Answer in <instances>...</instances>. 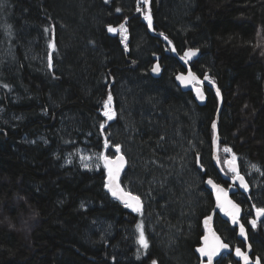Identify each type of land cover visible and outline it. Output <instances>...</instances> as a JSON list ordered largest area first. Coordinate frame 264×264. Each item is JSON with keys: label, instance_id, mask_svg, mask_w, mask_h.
I'll return each mask as SVG.
<instances>
[{"label": "trees", "instance_id": "obj_1", "mask_svg": "<svg viewBox=\"0 0 264 264\" xmlns=\"http://www.w3.org/2000/svg\"><path fill=\"white\" fill-rule=\"evenodd\" d=\"M151 8L156 30L181 54L198 49L193 69L222 89L220 157L235 155L248 180L250 190L234 198L264 264V218L250 224L264 208V0H152ZM145 11L140 0H0V264H200L195 246L215 207L204 182L213 177L230 185L213 162L218 97L206 88L208 101L200 105L177 85L175 76L185 69L149 33ZM121 23L126 32L107 30ZM157 61L159 77L151 73ZM117 92L135 106L143 134L133 139L144 161L182 159L176 144L189 149L190 140L204 149L195 164L187 156L204 189L194 223L192 207L179 201L180 180L170 188L146 181L153 203L134 212L106 190L104 163L98 170L80 162V150L113 155L112 139L121 140L103 115L108 94ZM142 165L134 177L148 174ZM147 211L167 238L149 234ZM138 225L145 228L147 249L138 243ZM215 226L232 248L244 246L237 228L219 214ZM236 262L233 254L219 260Z\"/></svg>", "mask_w": 264, "mask_h": 264}, {"label": "rangeland", "instance_id": "obj_2", "mask_svg": "<svg viewBox=\"0 0 264 264\" xmlns=\"http://www.w3.org/2000/svg\"><path fill=\"white\" fill-rule=\"evenodd\" d=\"M144 8L146 9L145 5H144ZM124 89H126V88H124ZM125 92H129V91L124 90V93ZM131 94L133 95V93H131ZM112 97H113L112 109L115 112V115H114L113 119H111V120L107 119L106 124H107L108 128L110 127L112 129L114 135L119 134L122 139L112 141V147L114 148L112 150L113 155L108 154V152L105 153L107 155H104V152L99 154L97 152L90 151V149L80 150V153H79L80 162L88 168H92V169L95 168V169L99 170L102 167V164L104 163L103 159H101L102 156L114 157L117 155V152L115 151V145H117L118 141H119L118 145H120V147H121V150L119 153H124L130 162V165H129L130 170L128 169L129 172L127 171L126 174L124 175L125 177H123V179H122L123 184L126 186L130 185L129 189L131 190V192L139 195L146 204V202H148V203L152 202V196L150 197L149 194H145L146 192L144 191L145 187H146V181H148V183L153 184V185L160 184L164 188H166V187L170 188L171 181H176V179L180 180L181 183L179 185H181V186L183 185L184 187L182 186L183 187V190H182L183 194L181 195L179 201L181 202V205L183 208H186V207L191 208L192 207V210L190 211L192 213L191 221L194 223L195 220H193V217L196 216V210H194V209H196L195 207L197 206V202L199 201V198H201L203 196L204 189L200 186V183H201L200 176L199 177L195 176L194 169L191 167V163L188 162L187 156H189L188 157L189 160L191 158V160L193 161L192 164H195V163H197L198 157H199V155L202 154L204 149L202 151L201 147H199V144L197 142H195V140H190V142H192V144L194 146H192L189 142V146H190L189 149L186 146H183V144H181V146L179 144H176V146H179V148L176 147L175 149H176L177 153H179L180 155H183V157H181L182 159H179L178 157L173 156V157H169V158L166 157L165 160L163 159L164 160L163 161V160H159L158 157L155 156V157H153V159H150V158L145 159V161H146L145 162L139 153V147L137 146V142H135V139H133L134 135L139 134V133L143 134L142 131L138 132V130H137V125H138L139 121H137L133 116L135 106H132L130 104V102H128L129 101L128 99L124 100L122 98V96L119 94V92L115 93V95H113ZM162 113H164V112L162 111ZM146 115H147V113L143 112L142 116L146 117ZM149 121L150 120L148 119L147 122H149ZM116 128L117 129L119 128V129L116 131ZM111 129H109V130H111ZM180 135H178V136H180ZM181 136L183 138L182 141L184 142V136L183 135H181ZM117 139H119V138H117ZM165 142H167V144L172 143L171 139L168 136L165 137ZM166 150L169 152V150L167 148H166ZM225 161L226 160L222 161L224 169H225V165H224ZM141 163H145L146 166L142 165ZM141 165L144 167V169H143V170H145V171H143L144 174L145 173H148V174H146L145 177L141 176V174H140V179H139V178H137V176L134 177V175H136L141 170ZM132 167H133V169H132ZM153 172H155V174H153ZM147 175L149 177H147ZM185 176L188 178H183ZM232 176H234V175H232ZM143 195H145V196H143ZM175 196H176V194H175ZM147 197H149L148 199H150V200H148ZM185 198H188L190 200L187 201V200H185ZM157 217H158L157 222H161L162 217L160 215ZM146 218L150 223L149 226L150 225L152 226V227L150 226V228H149V234L151 236H154L157 234V238H158L157 240L158 241H160L161 238H167L169 236V234L168 235L162 234L160 232L161 231L160 228L156 229L157 227H155L156 226L155 224H157V223L154 221L153 216H151L149 218L148 212L146 213ZM151 218H153V219H151ZM202 225L203 224H201V226ZM203 227H204V225L202 226L201 231L205 230V227L204 228ZM168 229L172 230V227L171 228L168 227ZM144 230H145V228L143 227V231ZM202 234L203 233H201V235ZM144 235H145L146 240L148 241L147 234L145 233V231H144ZM175 242H176V239H175ZM162 244H163V242H162ZM170 246L171 245L169 244V239H168L167 247H170Z\"/></svg>", "mask_w": 264, "mask_h": 264}, {"label": "snow or ice", "instance_id": "obj_3", "mask_svg": "<svg viewBox=\"0 0 264 264\" xmlns=\"http://www.w3.org/2000/svg\"><path fill=\"white\" fill-rule=\"evenodd\" d=\"M140 3L143 5H148L149 0H140ZM138 12L141 11L142 9L140 7H137L136 9ZM117 12L120 11V9L116 10ZM144 19L148 22V27H152V16L150 10L145 11L144 14ZM107 30L111 33H115L118 30L126 32L127 29L125 28V25L121 23L119 25V29L114 28L112 26H108ZM46 31H48L46 29ZM167 39V37H165ZM169 43H171L169 41ZM50 47L55 49V44L50 43ZM174 50V49H173ZM195 55L194 51H188L185 52L184 56L181 57V59H185L186 57H191ZM48 67H52V62H51V56L49 57V63ZM153 72H158L159 71V65L155 66L152 69ZM177 80L181 81V83H190L193 85H196L199 83L197 77L189 72L187 76L184 75H179L176 77ZM205 80L209 79L207 76L204 77ZM196 95L200 98L203 99V93L199 87H195ZM217 95H219V90H217ZM112 101L113 97L111 93L108 94L107 100L104 102V112L103 115L108 118V120L113 119L115 112L112 109ZM103 127V125H101ZM213 129L216 128L215 122L212 124ZM105 146L107 147V141H105ZM121 150L120 145H115V151L119 153ZM225 152H230L231 149L225 148ZM101 159L104 161V167L107 169V174H108V180L105 183V187L108 189V191L111 193L112 197L121 200L124 203V206L126 208H130L134 212H141V200L138 196L132 195L130 192H126L123 188H121L120 183H119V177H120V172L122 168L124 167L125 160L123 155L118 156L116 159H110L108 156H102ZM236 157L233 155V157L227 161L230 170L236 175L238 179H240L241 184L243 187L247 188V184L244 183L243 177L239 175V172L237 171L236 168ZM253 168H255V165H252ZM208 184L212 186V188L216 192V201H217V208H219L221 211L224 212L225 215L230 216L232 218L233 223L238 222V217L240 215V206L236 203H234L232 200L228 198L227 192L220 187V185L214 183L211 179L207 181ZM257 216H264V208H257L256 209ZM212 218L206 217L204 224L205 228L207 229L208 227V222ZM252 224L253 228L256 227V220L250 221ZM138 230H139V239L138 243L142 246V248L147 249L148 248V241L145 238L144 231H143V226L138 225ZM240 235L244 236L245 235V228L243 225H240ZM204 244L203 246L199 247L197 251L200 253L201 257H207V264H212L213 257L217 256L221 249H227L229 247L228 244L224 243L219 236H216L214 232H211L209 230V234L205 235L203 237ZM235 253L238 257H241L244 261V264H249V257L245 252H242L241 249L236 248ZM153 264H156L155 261H153ZM255 264H260L259 258L256 259Z\"/></svg>", "mask_w": 264, "mask_h": 264}, {"label": "water", "instance_id": "obj_4", "mask_svg": "<svg viewBox=\"0 0 264 264\" xmlns=\"http://www.w3.org/2000/svg\"><path fill=\"white\" fill-rule=\"evenodd\" d=\"M146 9H147V11L148 10H150V12H151V16H152V27L151 28H149L150 29V32L152 33V35L154 36H156V37H159V38H162L163 40H165L168 44H170L171 46H172V48H173V45H172V43H169V38L167 37V36H165L164 34H162V33H160V32H156L155 31V20H154V16H153V14H152V8H151V5H150V0H149V3H148V5H146ZM165 37H167V39H165ZM191 51H194L195 52V55H193V56H191V57H186L185 59H181V61H182V63H183V66H184V69H185V71H182V72H179L176 76H179V75H184V76H187L188 75V73L189 72H191V73H193L196 77H197V79H198V81H199V83L198 84H196V85H193V84H190V83H181V81H179L178 80V82H179V84L184 88V90H192L195 94H196V91H195V87H199L200 89H201V91H202V93H203V99H200L197 95H196V99H197V101H198V103L200 104V105H204V104H206V102L208 101V95L206 94V91H205V88H206V86H208V87H211L212 89H214L216 92H217V90H219V95H218V97H219V107L217 108V112H216V115H215V119H214V121L213 122H215V124H216V128L215 129H213L214 130V135H213V140H214V143H215V147H216V149L219 151V145H220V117H221V112H222V108H223V96H222V93H221V91H220V88L218 87L219 85H218V83H216L215 81H212V80H209V79H207V80H205V79H201V77H199L198 76V74L192 69V66H191V64L196 60V59H198L199 58V56H200V51L198 50V49H196V48H194V49H190ZM190 50H187L186 52H188V51H190ZM157 65H159V71L158 72H153L152 71V73H154V74H156V75H160L161 74V72H162V66H161V63H160V61L159 62H156L155 64H154V66H153V68L155 67V66H157ZM152 68V69H153ZM213 128V127H212ZM124 157V156H123ZM117 158V157H116ZM116 158H114V159H116ZM110 159H113V158H110ZM124 160H125V164H124V167L122 168V170H121V172H120V177H119V183H120V186H121V188H123L122 187V183H121V179H122V177H123V173L125 172V170L127 169V167H128V160L124 157ZM215 161H216V164L218 165V167L220 168V170H222L221 169V166H220V163H219V154L217 155V157H215ZM235 164H236V168H237V171H238V164H237V162H235ZM227 165H228V163H227ZM229 166V165H228ZM241 177H243L242 175H240ZM243 181H244V183H246L247 184V182H246V179L243 177ZM238 185H239V187H240V189L242 190V191H247L249 188H248V184H247V188H245V187H243L242 186V184H241V181H240V179H238V183H237ZM219 185V184H218ZM208 186L212 189V191H213V193H214V196H215V199H216V192H215V190L212 188V186L210 185V184H208ZM220 187H222L226 192H227V194H228V198L230 199V200H232L234 203H236V204H238L239 206H240V209H241V211H240V215H239V217H238V222L237 223H234V224H241V225H243L244 226V228H245V235L244 236H241L240 234H239V236L246 242V244H247V246H246V250H242L241 249V251L242 252H245L247 255H248V257H249V264H253L254 262H253V260L251 259V257H250V255L253 253V248H252V245H251V243L249 242V238H248V232H247V229H246V227H245V225L242 223V220H241V218H242V216H243V207L232 197V194H234V192H236L237 191V188H235V184L233 185V186H231L230 188H226V187H224L223 185H221L220 184ZM126 192H128L125 188H123ZM106 190L108 191V189L106 188ZM109 192V191H108ZM131 193V192H130ZM109 194L111 195V193L109 192ZM132 194V193H131ZM132 195H134V194H132ZM112 196V195H111ZM135 196V195H134ZM114 198V197H113ZM121 201V200H120ZM122 202V201H121ZM123 203V202H122ZM124 204V203H123ZM216 204H217V201H216ZM141 205H142V203H141ZM141 209H142V207H141ZM219 211V213L225 218V219H227V220H229V221H231L232 223H233V221H232V218L230 217V216H227V215H225L224 214V212L223 211H221L219 208H217V206L215 207V209L213 210V214H212V216H210L212 219L208 222V227H207V229H206V235L207 234H209V230L211 231V232H214L215 234H216V236H219L218 235V233L216 232V228H215V221H214V216H215V214H216V212H218ZM220 237V236H219ZM221 239V238H220ZM223 242H224V240L223 239H221ZM225 243V242H224ZM203 244H204V241H203V243H202V246H203ZM232 252V249H231V247L229 246L227 249H221V251H220V253L217 255V256H214L213 257V261H212V264H216V262L222 257V255L224 254V253H231ZM198 254H199V256L201 257V255H200V253L198 252ZM234 255H235V257H236V259H238V260H241L242 262H243V264H244V261H243V259L241 258V257H238L237 255H236V253L234 252ZM201 259H202V261H203V264H207V257H201Z\"/></svg>", "mask_w": 264, "mask_h": 264}, {"label": "bare ground", "instance_id": "obj_5", "mask_svg": "<svg viewBox=\"0 0 264 264\" xmlns=\"http://www.w3.org/2000/svg\"><path fill=\"white\" fill-rule=\"evenodd\" d=\"M152 4V0H150V5ZM146 7V6H145ZM146 11H147V9H146ZM152 14H153V12H152ZM148 23V22H147ZM148 31H149V33L152 35V33L150 32V29H149V27H148ZM155 31L156 32H158L156 29H155ZM165 35V34H164ZM153 36V35H152ZM155 36V35H154ZM166 36V35H165ZM156 37V36H155ZM168 37V36H167ZM169 38V37H168ZM161 40H163L162 38H160ZM169 40H170V42L172 43V45H173V48H172V46L170 45V44H168L165 40H163L165 43H166V45L167 46H169L170 47V49H171V51H172V53H173V55L174 56H176L178 59H179V61L182 63V61H181V57L182 56H184V54H185V52L187 51V50H190V49H194V48H189V49H186L182 54L178 51V49H177V47H176V45H175V43H174V41L172 40V39H170L169 38ZM174 49V50H173ZM157 62H159V61H157ZM182 65H183V63H182ZM154 66V65H153ZM192 66V65H191ZM184 67V66H183ZM192 69H193V67H192ZM194 70V69H193ZM185 71V70H184ZM195 71V70H194ZM180 72H182V71H180ZM196 72V71H195ZM151 73H152V68H151ZM179 73V72H178ZM177 73V74H178ZM197 73V72H196ZM155 77H159L161 74H162V72H161V74L160 75H156V74H154V73H152ZM176 74V75H177ZM198 74V73H197ZM198 76H199V74H198ZM176 77L177 76H175V80H176V83H177V85L183 90V91H185V92H188V91H191V92H193L192 90H184V88L179 84V82H178V80L176 79ZM200 77V76H199ZM208 78H209V80H212V79H210V76H207ZM201 79H204V78H202L201 77ZM212 81H214V80H212ZM216 82V81H215ZM217 83V82H216ZM219 87V86H218ZM206 88H211V87H208V86H206ZM220 88V87H219ZM214 90V89H213ZM215 91V90H214ZM220 91H221V93H222V96H223V107H224V94H223V92H222V89H220ZM216 92V91H215ZM194 93V92H193ZM207 94V93H206ZM216 95H217V92H216ZM194 96H195V98H196V94L194 93ZM217 97H218V95H217ZM196 101H197V99H196ZM129 102V101H128ZM198 102V101H197ZM199 104V103H198ZM218 107H219V97H218ZM223 109V108H222ZM116 124V123H115ZM213 124V123H212ZM120 127V126H119ZM114 130V129H113ZM212 130H213V128H212ZM113 134V133H112ZM213 135H214V130H213V133H212V142H213V162H214V165H215V167L218 169V171L220 172V174L227 180V181H229L230 182V185H228V186H225V185H223V184H221V183H218L217 181H215L214 179H213V177L211 178V177H206V180H205V182H204V184H205V186L207 187V189H209V191L213 194V196H214V193H213V191H212V189L208 186V183H207V181L209 180V179H211L214 183H216V184H221V185H223L224 187H226V188H230L231 186H233L234 184H235V188H237V191L236 192H234V194H236L237 192H239V191H242L241 189H240V187H239V185L237 184L238 183V178L236 177V175L234 174V176H231V175H228L227 173H226V171H225V169H224V166H223V164H222V161H221V158H220V148H221V136H220V145H219V151L216 149V147H215V143H214V140H213ZM112 137V136H111ZM121 138V137H120ZM122 139V138H121ZM112 141H113V139H112ZM80 142V141H79ZM78 142V143H79ZM190 142V141H189ZM71 143V142H70ZM84 144V143H83ZM118 144H119V141H118ZM68 145V144H67ZM66 145V146H67ZM71 145L72 144H70V147H71ZM74 145V144H73ZM79 145V144H78ZM87 145V144H86ZM211 145V144H210ZM90 146V145H89ZM74 147V146H73ZM72 147V148H73ZM76 147H77V145H76ZM112 147V146H111ZM75 148V147H74ZM73 148V149H74ZM88 148V147H87ZM92 147H90V149H91ZM113 148V147H112ZM68 149H70V148H68ZM94 149V148H93ZM96 151V150H95ZM110 151V150H109ZM94 152V151H93ZM71 154V153H70ZM219 154V163H220V166H221V169L222 170H220V168L218 167V165L216 164V161H215V157H217V155ZM120 155H123L127 160H128V167H127V169L125 170V172L123 173L124 175L126 174V172L128 171V169H129V165H130V162H129V159L126 157V155L124 154V153H119L118 155H116V156H114V157H112V156H110L109 158H116V157H118V156H120ZM74 156V155H73ZM74 159H76V157L74 158ZM231 158H229V159H226V161L224 162V165H225V167L227 168V169H229L230 170V168H229V166L227 165V161L228 160H230ZM77 161V160H76ZM104 162V161H103ZM235 162H237V164H238V172H239V175H242L245 179H246V177H245V175L241 172V169H240V165H239V163H238V161L236 160ZM77 164V163H76ZM133 164V163H132ZM134 165V164H133ZM73 167V166H72ZM74 167H75V165H74ZM84 167H86V166H84ZM76 168H78V167H76ZM80 169V168H79ZM132 169H133V167H132ZM124 175H123V177H124ZM123 177H122V179H123ZM122 179H121V185H122V187L123 188H125V186L123 185V182H122ZM140 179V178H139ZM175 179V178H174ZM108 180V175H107V178H106V181ZM246 182H247V184H248V190L247 191H242V192H248L249 190H250V185H249V183H248V180L246 179ZM183 184V183H182ZM126 189V188H125ZM142 189V188H141ZM127 190V189H126ZM146 190V189H145ZM144 190V191H145ZM128 192H131V190H127ZM146 192H147V190H146ZM132 194H134L135 196H138L139 198H140V200H141V203H142V209H141V211L145 208V202L143 201V199L139 196V195H137V194H135V193H133V192H131ZM145 193V192H144ZM143 193V194H144ZM146 194V193H145ZM234 194H232V197L234 198ZM149 195H150V193H149ZM143 196H145V195H143ZM112 197V196H111ZM150 197H151V195H150ZM145 198V197H144ZM149 197H147V199H148ZM116 199V198H115ZM214 199H215V196H214ZM235 199V198H234ZM118 200V199H117ZM148 200H150V199H148ZM236 200V199H235ZM120 201V200H119ZM154 201V200H153ZM156 201V200H155ZM237 201V200H236ZM121 202V201H120ZM238 202V201H237ZM122 203V202H121ZM148 203V202H147ZM153 203V202H152ZM239 203V202H238ZM149 204V203H148ZM240 204V203H239ZM153 205V204H152ZM241 205V204H240ZM147 206V205H146ZM163 206V205H162ZM242 206V205H241ZM150 207V206H149ZM215 207H216V199H215ZM215 207H214V209H215ZM243 207V206H242ZM158 209V208H157ZM168 209V208H167ZM213 209V210H214ZM213 210L211 211V214L209 215V216H212V214H213ZM159 211V210H158ZM148 212V211H147ZM152 212V211H151ZM150 212V213H151ZM159 213V212H158ZM217 214H219L220 215V217L223 219V220H225V221H227L231 226H233V227H236L237 228V236H238V239H240L242 242H244V244H245V247H237V248H239V249H242V250H246V246H247V244H246V242L239 236V234H240V225L241 224H234V223H232L231 221H229V220H227V219H225L220 213H219V211L218 212H216V214H215V216H214V221H215V217H216V215ZM243 215H244V208H243ZM155 216V215H154ZM209 216H207V217H209ZM162 217V216H161ZM204 217V216H203ZM149 218H150V216H149ZM163 218V217H162ZM242 218H243V216H242ZM242 218H241V220H242ZM263 218H264V216H257V213H256V210H255V216H254V218L252 219V220H256V224H258L260 221H262L263 220ZM151 219H153V218H151ZM156 219H157V217H156ZM251 220V221H252ZM204 221H205V219H204ZM204 221H203V225H204V227H205V224H204ZM242 223L244 224V222H243V220H242ZM163 224H165V223H163ZM163 224L161 225L162 227H163ZM251 224V223H250ZM156 225V224H155ZM160 225V224H159ZM245 225V224H244ZM151 226V225H150ZM160 226V227H161ZM152 227V226H151ZM154 227V226H153ZM245 227H246V229H247V232H248V238H249V242L251 243V241H250V236H249V230H248V227L245 225ZM215 228H216V226H215ZM154 229V228H153ZM157 229V228H156ZM149 230V229H148ZM216 230V232L218 233V235L220 236V238L221 239H223L224 240V238L222 237V235L220 234V232L217 230V228L215 229ZM204 232V234L202 235V238H201V244H199L200 246L199 247H201L202 246V243H203V237L206 235V229L205 230H203ZM135 233H137V232H135ZM138 235V234H137ZM154 235V234H153ZM156 237V236H155ZM224 242L226 243V244H228L230 247H231V249H232V252L231 253H227V255L228 254H232L233 253V255H234V252H235V249L234 248H232V246L229 244V243H227L225 240H224ZM251 245H252V243H251ZM198 247V248H199ZM198 248H196V251H197V249ZM252 248H253V245H252ZM197 253H198V251H197ZM253 253H254V248H253ZM252 253V254H253ZM252 254L250 255V257H251V259L253 260V258H252ZM226 255V254H225ZM234 257H235V255H234ZM236 258V257H235ZM257 258H259V257H257ZM221 259V258H220ZM237 261H239L241 264H243V262L241 261V260H238V259H236ZM259 260H260V258H259ZM255 261L256 260H253V264H255ZM218 262V261H217ZM217 262H216V264H217ZM231 264H235V263H231ZM260 264H262L261 263V260H260Z\"/></svg>", "mask_w": 264, "mask_h": 264}, {"label": "flooded vegetation", "instance_id": "obj_6", "mask_svg": "<svg viewBox=\"0 0 264 264\" xmlns=\"http://www.w3.org/2000/svg\"><path fill=\"white\" fill-rule=\"evenodd\" d=\"M118 154H119V153H117V155H118ZM124 177H125V176H124ZM123 185H124V184H123ZM124 186H125V188H126L127 190H130V189L127 188L126 185H124ZM203 234H204V233H203ZM203 234H202V235H203ZM202 235L200 236V243H199V244H201V238H202ZM243 243H244V242H243ZM199 244H198L197 246H195V250H196V248H198V247L200 246ZM241 247H245V244H244V246H241ZM232 254H233V253H232ZM233 256H234V255H233ZM257 257H258V256H256L254 253L252 254V258H253V260H256ZM221 258H222V257H221ZM235 259H236V258H235ZM261 263H262V262H261ZM200 264H203V261L200 260ZM217 264H224V263H219V261H218ZM229 264H231V263H229ZM236 264H241V263H240L239 261H237Z\"/></svg>", "mask_w": 264, "mask_h": 264}]
</instances>
